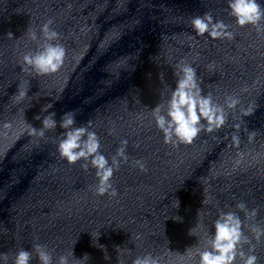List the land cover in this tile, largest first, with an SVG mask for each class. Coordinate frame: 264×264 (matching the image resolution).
I'll list each match as a JSON object with an SVG mask.
<instances>
[{
    "label": "clouds",
    "instance_id": "obj_1",
    "mask_svg": "<svg viewBox=\"0 0 264 264\" xmlns=\"http://www.w3.org/2000/svg\"><path fill=\"white\" fill-rule=\"evenodd\" d=\"M230 16L235 18L238 26L252 25L259 32H264V6L257 0H228ZM52 21H47L42 25L40 32L44 43L35 53H28L23 56V62L37 74H50L57 72L64 63L65 49L59 43H54L59 38V34L51 29ZM191 27L194 32L203 36L207 33L213 39L233 38V33L229 31V25L222 20H215L211 13L198 15L191 20ZM12 37L11 33H8ZM31 38L37 39L36 32H31ZM177 80L175 89L172 90L170 98L167 101L166 109L157 104L153 109V117L157 127L164 135V142L178 146L179 144H191L202 130L212 132L221 128L226 121V113L222 106L214 104L211 96L202 95V90L197 83V72L194 67L186 63L177 64ZM25 93H21L23 97ZM227 106L235 108L239 103L238 99L228 97ZM46 110V109H44ZM250 114L249 112L245 113ZM55 113H49L42 120L39 115L34 117L41 120L42 127L31 129L33 135L43 137L45 130L54 129L57 126ZM206 121V127L202 123ZM75 114L66 112L62 115L60 127L66 129L64 138L60 140L58 151L62 158L66 159L69 164L83 160L81 167L87 171L89 166L95 169V175L98 178L96 186L97 195L110 194L115 197L118 195L117 190L110 183L114 171L118 170L120 160L127 162L128 157L125 154L127 141H122V147L117 149L116 155L112 158L111 163L100 152L99 138L95 132L89 131L87 127H74ZM10 127V125H5ZM238 127V126H237ZM255 133L249 135L251 140ZM233 142L238 146L239 137L233 136ZM141 170L146 171L144 163L136 161ZM179 205V202H178ZM240 210L245 211L247 216L254 217L256 210L248 212L246 205L240 202L236 205ZM257 240L264 236V229L253 228ZM249 243L248 237L242 230V221L235 212L221 213L214 224V234L209 241V248L201 251L199 255V264H235L237 256L240 257L243 264H257L258 257L254 254L246 255L243 251V244ZM39 264H70L69 257L66 255L59 256L55 261L51 251L45 245L36 244L33 246ZM254 252V249H250ZM77 261H87L88 255L83 258H76ZM8 254L0 253V261L8 264ZM33 259L32 251L21 248L13 260V264H30ZM133 264H159V261L151 254L138 256Z\"/></svg>",
    "mask_w": 264,
    "mask_h": 264
}]
</instances>
